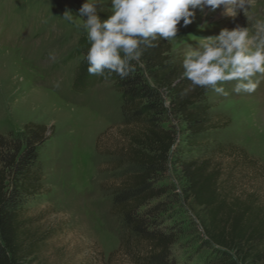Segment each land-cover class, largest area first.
Segmentation results:
<instances>
[{
	"label": "rangeland",
	"instance_id": "374dc122",
	"mask_svg": "<svg viewBox=\"0 0 264 264\" xmlns=\"http://www.w3.org/2000/svg\"><path fill=\"white\" fill-rule=\"evenodd\" d=\"M84 2L0 0V135L19 133L29 122L47 126L48 142L40 153L44 188L25 207V214L36 219L34 228L49 231L38 264H137L120 247L125 227L112 212L114 151L122 141L121 94L111 81L78 85L82 57L73 53L87 32L62 19L70 10L82 25L77 15ZM98 5L111 10L108 0ZM210 11L197 10L195 22L178 26L177 37L167 40L176 59L184 58L189 45L197 47L198 38L225 27L248 26L251 35L255 20L264 18V0H256L247 18L242 12L226 16L222 8ZM205 23L201 30L198 26ZM254 79L259 84L251 94L235 92L236 81L225 82L223 93L211 90L213 115L223 128L208 156L222 165V188L255 192L264 205V75ZM214 147L218 151L210 155ZM233 147L254 162L241 152L236 155ZM161 183L173 189L164 198L168 211L161 227L171 225L180 233L172 257L177 264H202L214 249L185 200V176L171 166Z\"/></svg>",
	"mask_w": 264,
	"mask_h": 264
},
{
	"label": "trees",
	"instance_id": "16d2710c",
	"mask_svg": "<svg viewBox=\"0 0 264 264\" xmlns=\"http://www.w3.org/2000/svg\"><path fill=\"white\" fill-rule=\"evenodd\" d=\"M97 12L101 18L112 14L100 5ZM153 43L139 62H130L132 70L123 79L107 70L89 74L87 33L73 53L82 57L79 86L111 81L121 94L122 141L114 151L111 192L112 212L125 227L122 251L137 264H177L171 248L180 233L171 225L161 227L168 211L164 198L173 189L161 181L169 167L178 166L186 179L185 200L214 249L202 264H264V205L255 192L235 194L222 188V165L208 156L223 128L213 115L211 89L192 87L183 58L173 56L167 40ZM46 133V125L29 122L19 133L0 135V264H38L49 239V231L34 228L36 219L25 214L30 199L44 188L40 153L48 142ZM233 148L252 160L243 149Z\"/></svg>",
	"mask_w": 264,
	"mask_h": 264
},
{
	"label": "clouds",
	"instance_id": "9594fccd",
	"mask_svg": "<svg viewBox=\"0 0 264 264\" xmlns=\"http://www.w3.org/2000/svg\"><path fill=\"white\" fill-rule=\"evenodd\" d=\"M104 2L85 0L77 15L82 25L70 10L62 19L87 32L90 47L85 59L90 75H104L107 70L123 79L132 70L131 61L139 62L144 49L155 46L154 41L175 39L179 27L195 22L197 10L215 12L222 7L226 16L236 18L242 12L247 18L256 0H108L112 14L101 18L97 5ZM206 26L198 27L204 30ZM252 28L250 35L248 26L225 27L217 35L198 38L197 47L189 45L182 68L192 87L223 93L225 82L236 81L235 92H255L259 80L254 78L264 75V18H257ZM230 254L236 259L234 250Z\"/></svg>",
	"mask_w": 264,
	"mask_h": 264
},
{
	"label": "bare ground",
	"instance_id": "6f19581e",
	"mask_svg": "<svg viewBox=\"0 0 264 264\" xmlns=\"http://www.w3.org/2000/svg\"><path fill=\"white\" fill-rule=\"evenodd\" d=\"M222 8V7H221ZM221 8H219V9H221ZM223 9V8H222ZM211 12V11H210Z\"/></svg>",
	"mask_w": 264,
	"mask_h": 264
}]
</instances>
